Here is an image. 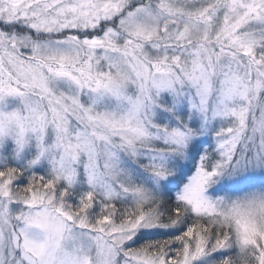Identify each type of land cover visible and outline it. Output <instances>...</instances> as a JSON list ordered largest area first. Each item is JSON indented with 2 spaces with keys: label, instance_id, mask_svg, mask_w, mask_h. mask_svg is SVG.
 <instances>
[{
  "label": "snow or ice",
  "instance_id": "6c2138e0",
  "mask_svg": "<svg viewBox=\"0 0 264 264\" xmlns=\"http://www.w3.org/2000/svg\"><path fill=\"white\" fill-rule=\"evenodd\" d=\"M0 264H264V0H0Z\"/></svg>",
  "mask_w": 264,
  "mask_h": 264
}]
</instances>
